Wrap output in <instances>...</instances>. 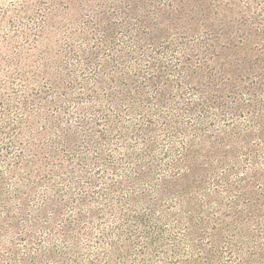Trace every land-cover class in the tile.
<instances>
[{
	"label": "rangeland",
	"instance_id": "rangeland-1",
	"mask_svg": "<svg viewBox=\"0 0 264 264\" xmlns=\"http://www.w3.org/2000/svg\"><path fill=\"white\" fill-rule=\"evenodd\" d=\"M133 1L0 0V264H264V238L256 239L264 219L243 230L225 209L237 200L243 210L244 186L264 188V156L256 170L241 155L238 170L204 157L197 165L215 170L177 165L182 135L164 124L189 123L182 105L195 94L179 76L189 55L172 36L170 47L137 60ZM155 66L165 68L155 83L164 105L146 84ZM128 77L147 104L136 114L124 105L119 126L109 127L102 115L114 120L117 109L105 96ZM143 108L154 122L148 143L132 134L145 123Z\"/></svg>",
	"mask_w": 264,
	"mask_h": 264
},
{
	"label": "trees",
	"instance_id": "trees-1",
	"mask_svg": "<svg viewBox=\"0 0 264 264\" xmlns=\"http://www.w3.org/2000/svg\"><path fill=\"white\" fill-rule=\"evenodd\" d=\"M135 1L140 2L134 10L136 14H141L138 22L142 28L137 29L141 32H136V37L134 34L132 38L137 60L145 56L147 58L148 52H152L158 44L162 45H159L161 50L170 47L172 36L182 37V41L177 42V50L189 55L182 58L179 73L184 84H189L190 95L195 94L194 99L197 98L185 100L182 105V118L187 117L189 123H182V128L178 127L180 124L172 123V126L170 121L164 124V128L171 130L169 135H182V158L177 165L182 164V169L187 172L215 170L205 167V164L197 165V159L204 157L206 163L214 158L218 166L238 170L236 158L241 155L247 170H256L257 161L260 156H264V0H253L255 4L214 0L212 8L208 6L207 0H163L162 5H159L160 2L155 5V0H134L132 3ZM258 5L262 7L260 10ZM190 33L193 43L183 38ZM157 51L153 53L154 56L158 54ZM154 56L151 62L156 61ZM189 60L194 62L193 65L187 63ZM151 71L156 74V78H146V84L153 86L158 103L164 105L167 103L164 88H155V83L164 80L165 68L155 66L151 67ZM133 82L129 77L118 78L114 81V88H109L103 103L115 106L117 112L114 120L109 115H102V121L107 126H119L124 105L128 113L136 114L139 106L147 104L146 92L136 88ZM242 94L244 100L240 98ZM229 96H232V101H229L233 106L225 105ZM93 98L97 101L101 99L97 96ZM212 110L216 111V117L211 115ZM140 116L145 119V123L132 134L142 135L141 140L148 143L154 122L144 108ZM222 119L224 126L219 128L217 126L221 125ZM231 157L234 160H229ZM138 161L137 169H144ZM249 188L244 186L239 192L245 197L241 200L246 204L243 210H239L240 201L237 200L225 207L231 214L233 225L237 228L241 226L243 230L249 221L264 219V215L260 214L264 213V188L259 194ZM145 196L148 194H143ZM219 221L216 220V226ZM260 231L256 239L261 240L264 238V229ZM255 243L258 241L255 240ZM228 250L233 252L232 247ZM234 251L239 253L236 248Z\"/></svg>",
	"mask_w": 264,
	"mask_h": 264
}]
</instances>
